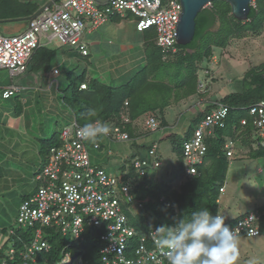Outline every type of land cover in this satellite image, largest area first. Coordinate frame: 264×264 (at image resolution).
Here are the masks:
<instances>
[{"label":"built area","instance_id":"built-area-1","mask_svg":"<svg viewBox=\"0 0 264 264\" xmlns=\"http://www.w3.org/2000/svg\"><path fill=\"white\" fill-rule=\"evenodd\" d=\"M181 12L180 0H155L152 4L145 0H110L103 5L95 0H60L28 22L23 31L11 35L0 32V70H8L12 77L24 74L33 54L44 44V39L48 44L58 41L62 45L76 48L83 56H88L89 51L84 42L85 32L99 27L114 15L123 18L131 15L138 32L154 29L156 45L166 58L178 51L176 25ZM58 73L59 70L55 69L54 74ZM87 87L85 83L81 85V89ZM18 91V87L11 85L2 89L1 96L9 99ZM206 103L211 106L210 112L195 126L192 136L182 143L183 171L188 178L198 174V167L204 163L208 150L207 137L213 134L215 127L225 126L231 111V107L222 101ZM246 113L247 117L241 120V126L251 127L253 148L264 149V99L249 106ZM134 122L126 112L121 113L118 120L107 122L110 132L94 140H84L78 135V130L83 126L76 120L62 130L61 143L49 148L47 162L36 175L39 182L37 192L25 199L19 207L18 224L34 230L31 243L25 244V251L20 255L23 264H37L36 256L39 253L51 251L52 246L45 230L47 227L54 228L63 237L79 243L82 242L86 227L102 230L100 264L168 263L166 250L157 248L149 234L155 228L137 240L132 257L127 255L129 243L137 232L124 211V205L130 204L141 210L143 202L135 201V186L132 181L110 176L104 168L93 165L91 161L89 144L99 150L101 138L110 142L132 141L126 126L134 125ZM144 126L150 132L162 128L160 120L155 116H148ZM222 151L231 159L236 155V142L227 138ZM162 163L159 144L153 143L147 150V156L135 154L130 164L143 176L153 169L161 168ZM259 172L263 173L264 170L259 169ZM225 188L223 185L219 189L221 194L225 192ZM217 203L220 205L219 199ZM229 220L227 217L226 221ZM232 220L234 223L231 228H236L241 221L244 224L239 229V237L262 236L264 206ZM249 231L254 235L249 236ZM10 233L15 234L14 230H10ZM70 247L71 244L66 245L61 260L56 264H84L83 255L74 259L73 253L69 251ZM9 252L11 258H14L16 250L11 248ZM2 264L7 262L3 261Z\"/></svg>","mask_w":264,"mask_h":264},{"label":"trees","instance_id":"trees-1","mask_svg":"<svg viewBox=\"0 0 264 264\" xmlns=\"http://www.w3.org/2000/svg\"><path fill=\"white\" fill-rule=\"evenodd\" d=\"M257 1V5L251 6L247 21L235 19L228 3L221 0L214 1L210 8L204 9L198 15L196 34L192 43L186 46L177 44L178 51L169 54L166 58L156 45L155 30L145 31L144 33L150 36L146 45L147 64L145 66L125 78L118 86L93 79L87 89H81V85L84 84L82 74L78 77L79 82L74 80L63 92L65 105L73 112L77 123L81 126L97 120L101 122L118 120L120 114L125 112L132 121L144 115H150L157 117L162 127L168 126V122L163 117L166 108L200 94L198 72L201 64L213 55V48H226L230 39L239 38L247 33L257 34L264 28V0ZM40 7L35 0H0V20L29 17ZM217 19L220 20L221 25L218 31L213 32ZM262 99H264V63L250 68L245 73L241 92L230 93L222 99V102L231 107V111L225 126L215 127L213 134L207 137L208 150L204 163L207 161L211 163L206 167L204 163L200 165L198 174L190 178L191 193L181 194L174 190L171 184L161 182V179H158L159 175L152 172L157 169L141 176L131 164L129 166L126 163L122 167L126 174L123 175V181L132 180L135 186V201L143 202L139 215H133L134 206L124 205V211L137 232L136 237L129 243L127 254L129 257L133 256L132 250L136 247L137 240L146 236L151 229L163 224L174 226L184 214H190L198 208H208L212 215L218 212L219 189L225 184L223 181L227 176L229 166V158L222 151L226 139H233L238 148L249 149L250 158L264 157V149L255 150L252 146L251 127H243L240 123L243 118L247 117L246 109ZM126 102H128L127 106ZM90 110H94V113L90 114ZM210 110L211 106L201 110L193 118L192 125L196 126ZM90 117L91 119L87 122L86 119ZM132 126L133 124L127 125L126 130L134 139L136 134ZM56 139L58 140L52 146L61 143L60 137L56 136ZM186 140L188 139H184ZM175 147L182 165V144L175 145ZM102 148L101 143L99 150ZM208 168H211L209 172ZM225 223L231 227L234 220L230 218ZM45 230L52 248L49 253H40L38 255L40 260L56 264L61 260L66 245L71 244L69 251L75 253L74 259L83 255L84 264L101 263L100 251L103 244L100 236L102 230L86 227L81 243L72 242L69 237H63L54 228L47 227ZM262 234H264V222ZM14 235L9 231L11 238ZM31 236L32 234L27 235L28 240L24 239L25 237L19 239V236L17 238L15 236L14 246L17 247L19 240L22 244L25 240L29 241ZM3 261L7 264H19L22 260L17 251L11 261L5 258L3 250H0V264Z\"/></svg>","mask_w":264,"mask_h":264},{"label":"rangeland","instance_id":"rangeland-1","mask_svg":"<svg viewBox=\"0 0 264 264\" xmlns=\"http://www.w3.org/2000/svg\"><path fill=\"white\" fill-rule=\"evenodd\" d=\"M48 2L49 0H35L39 6H44ZM257 4L256 0L252 5ZM24 23H1L0 32L7 35L13 32L16 34ZM133 24L135 25L134 22ZM216 27L218 31L220 26ZM43 42L46 40L44 39ZM212 54L211 58L201 64L198 72L200 94L166 108L163 117L168 120L170 126L166 127L167 130L160 128L150 132L145 128L144 123L140 125L143 137L137 139L138 144L147 145L153 142L159 144L163 163L161 168L152 172L159 175L158 179H161V182L171 184L173 189L181 194L191 193L192 186L190 178L182 171L180 158L173 147L192 136L195 127L192 125L193 118L207 107L206 102L222 101L230 93L241 92L245 73L250 68L264 63V28L257 34L247 33L239 38H232L226 48L214 47ZM55 64L61 68L62 76L53 80L45 76L42 70L32 69V64L24 74L14 77L8 70H0V91L7 85L26 88L32 85L33 81L36 90L35 93L22 91L20 96L10 100H3L0 94V223L1 219H6L11 227L6 233L0 229L2 244H5L4 238L7 237L9 240L8 245L5 244L6 247L0 249L3 250L5 258L11 261L13 258L10 249L15 248L20 256L25 251V244H30L34 236V230L26 229L17 222L20 204L37 192L39 182L36 180V175L43 170L47 162L50 145L52 147L58 140L56 136L60 137L58 134L76 120L73 112L65 105L64 93L59 91L57 85L60 82L61 89L68 85L66 73L69 68L63 66V62L56 57L53 58V65ZM78 72L81 74V69ZM73 75L74 78L78 74L75 72ZM76 81L79 82V79ZM54 83L53 93L50 92L49 84ZM120 84L121 82H113L110 85ZM47 97L50 104L45 101ZM28 99L33 107L25 106L24 100ZM24 106L28 107V114L25 117L28 126L22 130L13 114L16 108ZM90 119L91 117L86 121ZM79 121L81 122V118ZM169 133L175 134L172 140L165 137ZM133 142V140L108 142L104 150H96L89 144L92 164L104 168L110 176L121 177L125 171L122 165L127 162L130 166L137 151ZM108 151L111 152L110 155ZM236 151L237 154L229 159L228 176L223 181L226 191L220 193L218 197L220 201L218 211L228 218H236L264 206V172H259V169L264 170V157L250 158L247 148L239 147ZM138 153L145 155L147 150L142 147ZM210 163L207 161L204 166H209ZM210 170L211 168H208V172ZM132 209L133 215H139L141 212L136 207ZM5 214L7 217H4ZM12 229L15 231L13 238L9 236V231ZM29 234H32L29 241L25 240L22 244L19 240L17 247L14 246L15 236L16 238L19 236V239L24 237L27 239ZM238 247L237 264H249V261L253 264H264V235L254 238L240 237ZM38 255L37 264L45 263V260H40ZM73 255L75 256L74 252Z\"/></svg>","mask_w":264,"mask_h":264},{"label":"crops","instance_id":"crops-1","mask_svg":"<svg viewBox=\"0 0 264 264\" xmlns=\"http://www.w3.org/2000/svg\"><path fill=\"white\" fill-rule=\"evenodd\" d=\"M40 8H42V6ZM23 18H26V17H23ZM14 19H20V18L5 19V20H0V21H5L2 23L25 22L23 26L21 27V29L17 30L16 32L19 33L23 31L26 28L28 22L27 21H6V20H14ZM133 22L134 21L131 15L126 16V18H123L120 15H115V16H112L109 20L104 22L99 27L86 31L85 36H84V42L87 44V48L89 51L88 56H83L76 48H73L67 45H62L59 42L53 43L54 42L53 41L50 44H48L47 41L43 42L44 44L39 49H37L35 53L33 54L30 60V63H29V67L32 64V69H36V71L42 70L45 76H48L49 79L51 78V80H53L59 76H62V71H61V68H59V65L58 64L53 65V58L56 57L63 62V66L66 65V67L69 68V70L66 73L67 75L66 79L69 81L68 85L71 82L73 83L74 80L75 82H77L76 80L82 74L84 75L83 83L87 85H89V83L93 79H98L99 81L106 83V84H109V82L110 84L113 82H122L125 78H127L130 75H133L137 70H139L140 68H142L143 66L147 64L146 45H147V42L149 41L150 36H147L144 32H138ZM55 69L59 70L58 74H54ZM80 69H81V74L78 72ZM75 72L78 75H76L73 78L74 76L73 74ZM54 85L55 83L49 84L50 92H53ZM57 85L59 86V91L61 92H64L68 87L67 85L64 89H61L60 82L57 83ZM9 86L11 85L2 87L1 91L3 88L9 87ZM16 87L19 88V91L15 93L13 97L9 99H3V98L2 99L10 100L12 98L18 97L20 96L22 91L34 92V93L36 92L34 88L35 87L34 81H33V84L30 85L29 87H26V88H22L20 86H16ZM1 91H0V94H1ZM48 98L49 97H47L45 101L47 104H50V101L48 100ZM30 99L32 101V97ZM30 99L24 100L25 106L33 107L30 103ZM36 101L37 99L35 98V103H37ZM53 101L55 100L53 99ZM25 106L20 107L19 109L16 108V111L13 114L14 117L19 122V128H21L22 130H25L26 126H28L26 119H25V117L27 116L26 114H28L27 113L28 107H25ZM148 116L150 115H144L140 117L134 122V125L132 126L136 134L135 138L133 139L134 147L137 149L135 154H138V155H140V153L138 152L142 147H145L146 150H148V147L152 146V144L155 143L153 142L151 144L149 143L150 145L149 144L141 145V144H138L137 142V139H140L141 137H143V134L141 133L142 129H140L141 127L140 125L141 124L143 125L145 119ZM165 120L168 122L167 119ZM166 127H170V126H166ZM166 127H162V128L166 129ZM174 135H175L174 133H169V134H166L165 137L169 140H172ZM99 142L102 143V147H103L102 150L105 149L108 142L110 143V141L105 140V139L103 140L99 139ZM175 148L176 147H173L174 150ZM236 150H238L237 145H236ZM110 154L111 152L108 151V155ZM140 156L145 157L147 156V153L145 155H140ZM126 163L127 162H124L122 167H124ZM124 174H125V171H124ZM124 174H122L121 177H123ZM225 191H226V188H225ZM4 217H7V215L5 214ZM10 228L11 227L7 223L6 219H1L0 229L4 233H6L7 230ZM7 240H8L7 237L4 238V241H5L4 243L6 245H8ZM2 241L3 240L0 239V248L6 247L4 246L5 244L4 245L2 244Z\"/></svg>","mask_w":264,"mask_h":264},{"label":"clouds","instance_id":"clouds-1","mask_svg":"<svg viewBox=\"0 0 264 264\" xmlns=\"http://www.w3.org/2000/svg\"><path fill=\"white\" fill-rule=\"evenodd\" d=\"M109 132L108 123L97 120L86 123L78 135L84 140H94ZM226 219L220 212L213 216L208 208H198L184 214L174 226L163 224L149 234L157 248L166 250L168 264H237L239 229L244 224L241 221L236 228H231ZM248 235L254 233L249 231Z\"/></svg>","mask_w":264,"mask_h":264},{"label":"water","instance_id":"water-1","mask_svg":"<svg viewBox=\"0 0 264 264\" xmlns=\"http://www.w3.org/2000/svg\"><path fill=\"white\" fill-rule=\"evenodd\" d=\"M60 0H50L42 8H40L35 14L26 18L6 20V21H27L31 22L36 19L46 8H51L54 3ZM98 4H106L110 0H95ZM151 4L155 0H145ZM182 4V12L178 17L176 30V41L179 45H189L195 38L196 34V19L198 15L206 8H210V5L216 0H180ZM228 3L231 7L232 16L239 21H247L251 11V6L255 0H221ZM5 21H0V23ZM217 26L221 25L219 19L216 22ZM263 100V99H262ZM260 101V100H259ZM258 102V101H257Z\"/></svg>","mask_w":264,"mask_h":264},{"label":"flooded vegetation","instance_id":"flooded-vegetation-1","mask_svg":"<svg viewBox=\"0 0 264 264\" xmlns=\"http://www.w3.org/2000/svg\"><path fill=\"white\" fill-rule=\"evenodd\" d=\"M216 26H217V25H215V28H213V30H215V31L217 30V27H216ZM215 31H214V32H215Z\"/></svg>","mask_w":264,"mask_h":264},{"label":"bare ground","instance_id":"bare-ground-1","mask_svg":"<svg viewBox=\"0 0 264 264\" xmlns=\"http://www.w3.org/2000/svg\"><path fill=\"white\" fill-rule=\"evenodd\" d=\"M50 1V0H49ZM59 2V1H58ZM57 3V2H56ZM43 7V6H42ZM88 86V85H87ZM88 88V87H87Z\"/></svg>","mask_w":264,"mask_h":264}]
</instances>
